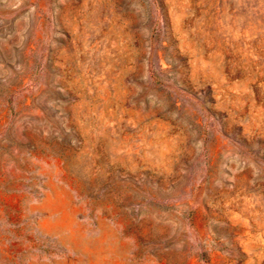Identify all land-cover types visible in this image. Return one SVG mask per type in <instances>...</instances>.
Here are the masks:
<instances>
[{
    "label": "rangeland",
    "instance_id": "rangeland-1",
    "mask_svg": "<svg viewBox=\"0 0 264 264\" xmlns=\"http://www.w3.org/2000/svg\"><path fill=\"white\" fill-rule=\"evenodd\" d=\"M0 264H264V0H0Z\"/></svg>",
    "mask_w": 264,
    "mask_h": 264
},
{
    "label": "trees",
    "instance_id": "trees-1",
    "mask_svg": "<svg viewBox=\"0 0 264 264\" xmlns=\"http://www.w3.org/2000/svg\"><path fill=\"white\" fill-rule=\"evenodd\" d=\"M151 75H152V73H151ZM153 77H155V78H156V75H155V73H153Z\"/></svg>",
    "mask_w": 264,
    "mask_h": 264
}]
</instances>
